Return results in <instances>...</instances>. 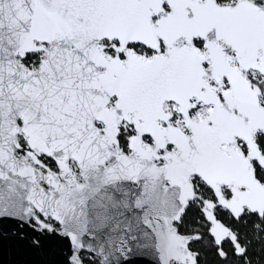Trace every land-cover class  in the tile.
<instances>
[{
  "label": "snow or ice",
  "instance_id": "6c2138e0",
  "mask_svg": "<svg viewBox=\"0 0 264 264\" xmlns=\"http://www.w3.org/2000/svg\"><path fill=\"white\" fill-rule=\"evenodd\" d=\"M0 264H264V0H0Z\"/></svg>",
  "mask_w": 264,
  "mask_h": 264
},
{
  "label": "water",
  "instance_id": "95a60500",
  "mask_svg": "<svg viewBox=\"0 0 264 264\" xmlns=\"http://www.w3.org/2000/svg\"><path fill=\"white\" fill-rule=\"evenodd\" d=\"M6 259H9L10 260V259H12V256L10 254H7L6 255Z\"/></svg>",
  "mask_w": 264,
  "mask_h": 264
}]
</instances>
